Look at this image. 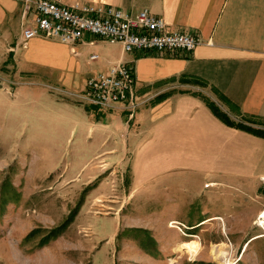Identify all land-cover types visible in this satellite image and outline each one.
Wrapping results in <instances>:
<instances>
[{"label":"rangeland","instance_id":"374dc122","mask_svg":"<svg viewBox=\"0 0 264 264\" xmlns=\"http://www.w3.org/2000/svg\"><path fill=\"white\" fill-rule=\"evenodd\" d=\"M97 45L91 53L107 57ZM10 46L0 52V264H264L263 188L181 201L139 185L147 171L111 134L101 142L108 128L84 100L86 79ZM88 56L84 69L100 70ZM192 242L197 254L181 249Z\"/></svg>","mask_w":264,"mask_h":264},{"label":"crops","instance_id":"0c3cea01","mask_svg":"<svg viewBox=\"0 0 264 264\" xmlns=\"http://www.w3.org/2000/svg\"><path fill=\"white\" fill-rule=\"evenodd\" d=\"M68 7L111 6L128 13L142 10L163 19L170 32L195 34L201 44L179 58L124 54L121 46L100 40L70 47L52 39L28 43L24 56L85 80L118 63L135 68V111L120 105L103 110V145L111 136L120 154L132 155L139 185L165 186L181 201L199 200L221 187L254 191L264 177V138L231 128L214 115L215 103L235 122L264 131V0H59ZM22 3L0 0V52L20 42ZM104 43L107 57L91 50ZM12 50V49H11ZM97 54L100 70L84 69L81 59ZM224 99L227 102L222 101ZM164 184V185H163ZM197 196V197H194Z\"/></svg>","mask_w":264,"mask_h":264},{"label":"built area","instance_id":"2783aa9c","mask_svg":"<svg viewBox=\"0 0 264 264\" xmlns=\"http://www.w3.org/2000/svg\"><path fill=\"white\" fill-rule=\"evenodd\" d=\"M22 3V33L20 44L26 47L34 39H52L71 48L100 40L119 45L124 54L141 53L179 58L193 53L201 40L192 33L170 32L167 23L147 10L136 14L111 6L63 5L59 0H20ZM99 55L90 56L98 62ZM135 68L118 63L106 72L90 78L84 94L88 105L103 110H115L120 105L135 111ZM264 189V177L260 179ZM259 216L258 226L264 229Z\"/></svg>","mask_w":264,"mask_h":264},{"label":"trees","instance_id":"16d2710c","mask_svg":"<svg viewBox=\"0 0 264 264\" xmlns=\"http://www.w3.org/2000/svg\"><path fill=\"white\" fill-rule=\"evenodd\" d=\"M222 101L227 102L224 99H222ZM208 105H209L210 109L212 110V112L214 113V115L216 117H218L227 126H229L231 128L238 129V130H242V131H245L248 133H251V134L259 136L261 138H264V131L263 130H256V129L252 128L251 126H249L248 124H245V123L255 124V122L252 119L247 118V119H244V122H235L231 119V117L228 113H225L215 103H209Z\"/></svg>","mask_w":264,"mask_h":264},{"label":"bare ground","instance_id":"6f19581e","mask_svg":"<svg viewBox=\"0 0 264 264\" xmlns=\"http://www.w3.org/2000/svg\"><path fill=\"white\" fill-rule=\"evenodd\" d=\"M262 214V219L260 220L261 224L264 226V211L261 213ZM199 243L197 242H192L190 244H184L181 249L187 250L191 254H197L199 252ZM217 251H214L213 254H217ZM220 253V251H219ZM217 258V257H216Z\"/></svg>","mask_w":264,"mask_h":264}]
</instances>
